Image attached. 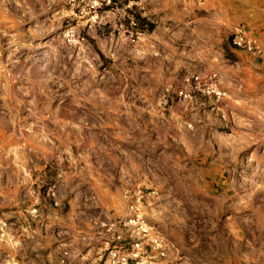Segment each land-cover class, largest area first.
Returning <instances> with one entry per match:
<instances>
[{"label": "rangeland", "instance_id": "obj_1", "mask_svg": "<svg viewBox=\"0 0 264 264\" xmlns=\"http://www.w3.org/2000/svg\"><path fill=\"white\" fill-rule=\"evenodd\" d=\"M179 2L0 0V264H264V85Z\"/></svg>", "mask_w": 264, "mask_h": 264}, {"label": "crops", "instance_id": "obj_2", "mask_svg": "<svg viewBox=\"0 0 264 264\" xmlns=\"http://www.w3.org/2000/svg\"><path fill=\"white\" fill-rule=\"evenodd\" d=\"M179 1V7H182L184 16H189L181 22L184 29L191 28L196 31V29L204 28L206 31L215 33L216 39L223 47L225 57L239 59L244 66V72L252 74L247 79L253 80L246 84L247 89L256 90L258 85H264V0ZM238 28L248 32V36L258 43L262 49V55H248L226 43V34H231ZM57 222L56 226L67 229L70 236L78 235L77 224L70 222L71 225H69L63 219ZM83 223L89 224L90 221L87 219Z\"/></svg>", "mask_w": 264, "mask_h": 264}, {"label": "built area", "instance_id": "obj_3", "mask_svg": "<svg viewBox=\"0 0 264 264\" xmlns=\"http://www.w3.org/2000/svg\"><path fill=\"white\" fill-rule=\"evenodd\" d=\"M233 45L238 48L242 49L251 53L261 54V49L259 45H257L256 41L248 37L243 30H239L232 38ZM199 78L196 77L195 81H198ZM216 94H220L215 92ZM180 96L183 99H189L191 98L188 91L182 90L180 91ZM142 231L145 234H148L150 232V227L148 225H141ZM156 248L159 250L161 249V244L155 240ZM134 252L133 253H125L121 252L118 249H111L110 250V264H130L131 259L140 260V252L142 250L141 243L137 242L134 246ZM161 256H164V252H160ZM152 258V257H151ZM140 264V262H137Z\"/></svg>", "mask_w": 264, "mask_h": 264}]
</instances>
